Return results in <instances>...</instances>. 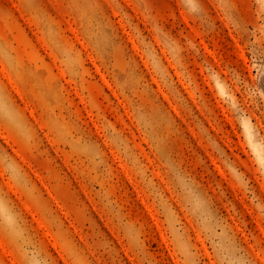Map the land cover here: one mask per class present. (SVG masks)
Here are the masks:
<instances>
[{"label":"rangeland","instance_id":"374dc122","mask_svg":"<svg viewBox=\"0 0 264 264\" xmlns=\"http://www.w3.org/2000/svg\"><path fill=\"white\" fill-rule=\"evenodd\" d=\"M0 264H264V0H0Z\"/></svg>","mask_w":264,"mask_h":264}]
</instances>
